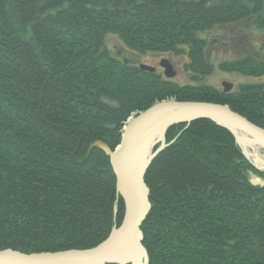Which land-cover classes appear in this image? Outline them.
Wrapping results in <instances>:
<instances>
[{
	"label": "trees",
	"instance_id": "obj_1",
	"mask_svg": "<svg viewBox=\"0 0 264 264\" xmlns=\"http://www.w3.org/2000/svg\"><path fill=\"white\" fill-rule=\"evenodd\" d=\"M250 16L264 31V0H0V250L105 240L125 205L110 156L93 144L115 149L129 117L155 103L228 105L264 128V83L231 93L180 85L106 45L116 34L140 54L186 55L184 70L201 82L214 70L201 34ZM219 68L264 75L253 56ZM166 135L145 175L149 264H264V171L211 119Z\"/></svg>",
	"mask_w": 264,
	"mask_h": 264
},
{
	"label": "water",
	"instance_id": "obj_2",
	"mask_svg": "<svg viewBox=\"0 0 264 264\" xmlns=\"http://www.w3.org/2000/svg\"><path fill=\"white\" fill-rule=\"evenodd\" d=\"M161 65L167 78L176 75L174 66L169 60H161ZM140 67L147 71L155 70L154 67L147 65ZM223 86L225 91H231L233 84L223 82ZM199 118H209L228 129L236 126L256 137L264 148V128L233 111L228 105L177 100L158 102L127 122L121 145L117 149H111L101 140H96L93 144L110 156L117 177V191L119 192L121 182L120 157L129 140L135 135L136 128L142 125L135 142L133 180L129 184L133 198L131 200L125 198L126 213L122 226L119 229H113L112 233L97 246L86 249L37 253H24L14 249L0 250V264H149V256L143 245L144 235L141 225L151 209L150 189L145 181V173L157 152H153L149 157L145 152L147 148L153 151L157 141H163L168 129L174 124L190 123ZM158 132H160V136ZM234 134L236 135V133ZM155 135L158 137L153 140ZM150 143L152 146L149 147ZM165 145L162 144L158 151ZM256 166L261 167L260 165ZM120 243L125 244L121 245Z\"/></svg>",
	"mask_w": 264,
	"mask_h": 264
},
{
	"label": "rangeland",
	"instance_id": "obj_3",
	"mask_svg": "<svg viewBox=\"0 0 264 264\" xmlns=\"http://www.w3.org/2000/svg\"><path fill=\"white\" fill-rule=\"evenodd\" d=\"M254 18L255 17L250 16L244 20L235 21L231 24L219 25V26H216L214 29H212L209 33L201 34V37L206 38L208 41L207 47L205 50L206 58L214 66L213 72L201 82L193 81L190 78V73L184 70L183 65L189 62V58L186 55L185 56H175L172 53H154V52H149L146 55L140 54L137 51H133L127 48L126 45L123 43V41L116 34H108L106 36V45L109 48L111 54L117 57L119 60L123 61L125 59H128L130 61H133L137 66L138 65L151 66V67H154L157 72L162 73V74L164 72V69L161 65V60L163 59L169 60L170 63L173 64L174 69L176 71V75L169 79L180 85L203 84V85L210 86L218 90H223L225 92L223 82H230L233 84L232 89H231V92H233V91L238 90V88L242 84L264 83V75L259 76V77L258 76L254 77V76L239 74L237 72H225L219 68V64L222 62L239 60L247 56H253L256 59H260L264 61V31L260 30L256 26L254 22L255 21ZM168 100H176V99L171 98ZM197 102H207V101H197ZM139 114L133 115L132 119L134 117H137ZM182 123H187V122H182ZM190 123H187V124H190ZM126 125H127V122H125L124 124L123 130H122V137H123V133H124ZM235 137L237 138V136ZM162 144L163 145L166 144L165 147L168 145L167 135L163 139V141L162 140L157 141V143L154 145L153 152H157L155 157L165 148L164 147L160 151H158V149L161 147ZM241 150L243 152L242 148ZM260 152L262 154L261 160L263 161L262 162L263 165L260 168L256 166L259 163H256L253 160L252 161L249 160V161L255 168L264 171V149H260ZM155 157L153 158V160L155 159ZM253 180L255 183L261 182V180H258V179H253ZM116 186H117V177H116ZM119 195L121 196L120 193ZM125 213H126V205H125ZM125 213H124V217L122 219L121 224L118 227H114L113 228L114 230L119 229L122 226V223L125 218Z\"/></svg>",
	"mask_w": 264,
	"mask_h": 264
},
{
	"label": "bare ground",
	"instance_id": "obj_4",
	"mask_svg": "<svg viewBox=\"0 0 264 264\" xmlns=\"http://www.w3.org/2000/svg\"><path fill=\"white\" fill-rule=\"evenodd\" d=\"M151 72H153V71H151ZM163 74H164V72H163ZM164 76H165V74H164ZM225 93H231V91L230 90L225 91ZM163 101H166V100H163ZM160 102H162V101H160ZM132 116H130L129 117L130 119L127 120L126 122H129L130 120H132ZM141 126L142 125H139L136 128V130L134 131L135 135L131 138V140H129L128 145L126 146V148L123 151V154L120 157L119 173L121 176V182H120V187H119V193L121 194V196H123L122 199H123L124 203H125L126 199L131 200L133 198L132 189L130 188L129 184L133 180V164H134V158H135V142L137 140L138 132L141 129ZM228 130L231 131L233 134L236 133V135L234 134V136H237V138L235 137L237 139L236 143L243 149V152L245 153V154L244 153L243 154L245 155V157L248 160H250V161L253 160L256 163H259L258 165L262 166L263 161L261 160L262 154L260 152V149H264V148L261 145V143L258 141V139L256 137H254L253 135L249 134L248 132H245L242 129L237 128L236 126L235 127L232 126L231 129H228ZM158 135L159 136L161 135L160 132H158ZM158 135H155L153 140H156V137H158ZM122 139H123V137H122ZM122 139H121V141H122ZM120 145H121V142L117 145V147L115 149H117ZM150 146H152V143L149 144V147ZM145 153H146L147 157H149L150 155H152L153 151H151L150 148H147V151ZM110 160H111V158H110ZM114 163H115V158H114ZM111 165H112V163H111ZM112 167H113V165H112ZM120 244L124 245L125 243H120Z\"/></svg>",
	"mask_w": 264,
	"mask_h": 264
}]
</instances>
